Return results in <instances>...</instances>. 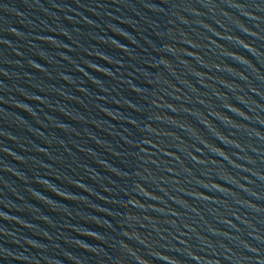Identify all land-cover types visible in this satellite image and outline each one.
I'll use <instances>...</instances> for the list:
<instances>
[{
    "label": "water",
    "instance_id": "water-1",
    "mask_svg": "<svg viewBox=\"0 0 264 264\" xmlns=\"http://www.w3.org/2000/svg\"><path fill=\"white\" fill-rule=\"evenodd\" d=\"M0 184L41 264H264V0H0Z\"/></svg>",
    "mask_w": 264,
    "mask_h": 264
}]
</instances>
